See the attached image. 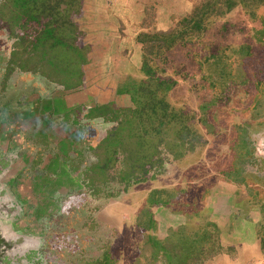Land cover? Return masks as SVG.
Instances as JSON below:
<instances>
[{
    "label": "rangeland",
    "instance_id": "374dc122",
    "mask_svg": "<svg viewBox=\"0 0 264 264\" xmlns=\"http://www.w3.org/2000/svg\"><path fill=\"white\" fill-rule=\"evenodd\" d=\"M202 1L163 0L165 10L160 9L161 13L158 18L161 19H158L156 25L165 30L174 28L182 17L191 13ZM156 13V11L152 12V14ZM88 15L84 13L83 7V13L77 20L81 30H84L81 44L89 45L91 48L89 63L85 67L83 85L69 92L54 87V92L50 94L52 96L44 101L56 109L61 105L56 101L58 95L70 97L71 94H76L74 99L78 100L77 94L81 93V96L85 98L90 96L91 102L88 100L85 102L87 106L113 103L117 107H129L131 106L129 98L117 95L116 89L125 76L141 77L139 72L141 47L136 43V37L129 32L121 36L120 32L118 34V31L112 28L108 30L110 35L105 36L100 35L96 30L93 31L90 26L96 22L92 23ZM257 17V20H252L243 10L237 9L226 18L215 19L207 33L202 38L196 39L192 45L180 46L167 54L166 76L177 83L169 94L168 101L177 110H190L198 114L200 106L210 102L220 92V89L226 97L230 98V102H223L211 110L210 120L216 124L218 135L208 136L206 130L200 124H196V129L204 137L202 141H207L205 145L187 154L181 161L166 159L164 171L155 180L134 185L127 194L121 191L118 198H112L117 196L120 188L119 179L114 177V174L109 176L110 179L114 177V182L109 184L113 195L107 192V194L93 197L91 191L82 183L80 191L72 195L73 199L67 201L66 205H61L63 209H60V213H63L57 216L53 226L46 232L45 238L49 248L54 252L50 250L44 258V263L91 264L104 252L109 251L114 258V264H133L139 257L140 245L146 234V231L141 229V224L145 223L143 211L145 215L148 212L152 213L156 222V228L150 231V234L159 239H165L171 229H177L189 222L188 218L193 217L194 209L200 211L206 209L201 214L202 218H209L217 223L222 230V244L226 247H235L238 251L229 257L219 256L208 264H264V255H261L258 249L260 245L257 233L259 227L264 224V120L261 126L254 125L250 129H253L251 133L255 136L257 159L246 166L243 165L244 174H249L248 186L237 187L236 184L225 181L221 174V172L224 173L221 170L231 162L228 157L230 146L227 143L231 140V135L226 132V128L241 124L245 117H250L256 93L252 90L247 93L246 88L237 83L227 86L219 85V89L215 91L208 82L201 79L204 74H209L216 69L213 67L215 58L205 63L202 69L200 67L206 58L211 59L217 56L227 64L229 72H232L240 62L244 71L247 70L251 74L260 72V76H264V44H258L253 39L254 31L261 28L260 18L264 17V8L258 11ZM152 30L146 29L145 31ZM11 45L12 40L9 38V33L0 24V63L4 60L6 53H10ZM242 45L251 46V58L243 60L233 54L234 50ZM97 47L104 50V53H96ZM101 60L104 62L102 66L104 68L97 66ZM92 62L96 66L91 65ZM93 80L94 83H91ZM17 90L15 96L20 95V88ZM56 90H59L60 94ZM45 110L39 106L37 112H45ZM85 110L88 111L86 107ZM5 112L1 110L0 113L6 121L8 117L6 118ZM86 112H77V118L81 122L84 119L82 113ZM43 118H38L36 121L40 123ZM56 118L57 116H55V122H57ZM95 120L97 123L84 129V140L92 146L99 144L114 126L113 123H106L102 119ZM53 138L56 141L57 135L54 134ZM10 161L11 159L6 162L0 154V175L7 177L10 173L12 169V161ZM87 164H89L88 160L85 165ZM210 178H215L214 192H209L206 188L210 185L209 183L205 185L200 183ZM104 187L102 185V193H104ZM175 188H184L186 193L180 195L170 207H153L149 210L147 198L151 191ZM217 195L223 196V205L229 207L231 213L220 214L217 211L220 205ZM6 196H8L7 190ZM110 205H114L117 209L113 210ZM17 215L20 216L19 213ZM200 220L192 218L196 226L200 224ZM246 244L252 247L250 253L247 249H243L240 254V245Z\"/></svg>",
    "mask_w": 264,
    "mask_h": 264
},
{
    "label": "trees",
    "instance_id": "16d2710c",
    "mask_svg": "<svg viewBox=\"0 0 264 264\" xmlns=\"http://www.w3.org/2000/svg\"><path fill=\"white\" fill-rule=\"evenodd\" d=\"M83 7L84 0H0V24L12 40L6 77L16 72L28 73L40 76L52 87L63 91L81 87L91 52L89 45L81 44L84 33L77 22ZM261 8H264V0H203L174 28L142 31L136 36L135 41L142 53L141 77L125 76L116 89L117 95L129 98L131 106L96 105L85 116L87 120L102 119L114 124L99 144L85 150L89 164L82 169L81 180L93 197L107 192L113 195L109 184L117 177L120 188L117 196L112 198H118L121 191L127 193L134 185L155 180L164 171L166 159L181 161L187 154L201 148L207 141H202L204 137L196 129V124H200L208 136L218 135L216 124L210 120L211 110L223 102H230V98L220 89L210 102L200 106L198 114L177 110L168 101L177 83L166 76L167 54L202 38L215 19L226 18L240 9L250 19L257 20ZM144 25L148 29L146 21ZM260 25L261 28L254 31L253 39L264 44V17L260 18ZM251 50L250 45H242L233 54L245 60L252 57ZM213 58L216 69L204 74L202 81L208 82L215 91L219 85L237 83L246 88L247 93L251 90L256 93L250 117H245L247 120L241 124L226 128L231 135V140L226 141L230 146L228 157L231 162L229 168L221 172L225 181L237 187H247L249 174H244L243 165L257 159L255 136L250 129L254 125L261 126L264 120V76H260V72L244 71L240 62L229 72L227 64L217 56L206 58L200 64L201 69ZM65 147L63 145L60 151ZM102 185L105 186L104 193ZM185 193L184 188L156 189L149 193L147 205L149 209L167 208ZM205 210L194 209L189 222L171 229L165 239L146 233L139 257L133 264H208L220 255L232 256L235 248L222 244V230L209 218H202ZM143 215L145 223L141 227L145 225L143 229L154 231L156 222L152 213L145 215L143 211ZM192 218L201 219L200 224H193ZM257 233L264 255V224ZM91 264H114V258L106 251Z\"/></svg>",
    "mask_w": 264,
    "mask_h": 264
},
{
    "label": "crops",
    "instance_id": "0c3cea01",
    "mask_svg": "<svg viewBox=\"0 0 264 264\" xmlns=\"http://www.w3.org/2000/svg\"><path fill=\"white\" fill-rule=\"evenodd\" d=\"M160 9L161 11L165 10L163 0H84V13L89 14L92 23L96 22L90 26L91 29L105 36L110 35L108 30L113 28L116 32L118 31V34L120 32L121 36L129 32L133 37H136L140 32L146 30L145 21H148L146 25L148 29L167 31L170 28L165 30L156 25L158 19H161L158 18L161 13ZM153 11L157 13L152 14ZM107 50L109 51V49ZM95 51L104 53V50H100L98 47ZM8 57L9 52L0 63V112L1 110L6 111V118L8 117L5 121L2 116L3 112L0 113V154L3 155L6 162H9V159L12 161H10L12 169L6 178L9 184L8 190L12 193L11 198L20 205L18 211L20 216H18L15 225L24 232L26 230V232L32 233L39 230L43 219L59 214L60 206L66 205L67 201L73 199L72 195L80 191L82 169L88 160V152L85 150L86 147L92 146L84 140V129L97 123L96 120L93 122L86 120L85 116L90 108H94L96 105H88V107L85 102L86 100L91 102L90 96L85 98V96H81V93H78V100L74 99L76 94H71V98L66 95H58L56 101L61 105L53 109L44 100L52 96L50 94L54 92L55 88L40 76L35 77L16 72L14 75L6 77ZM101 62L97 66L102 67L104 62L103 60ZM7 78L9 79L7 80ZM91 83H94V80ZM17 88H20L19 96H15V93L18 92ZM56 91L60 94L59 90ZM39 106L45 108V112H37ZM85 107L88 109L87 112ZM77 112H86L82 113L83 122L77 118ZM55 116H57V122L54 121ZM41 117L43 121L38 123L36 120ZM98 125L102 127L101 124L98 123ZM54 134L57 135L56 141L53 138ZM63 145L66 147L60 151ZM76 166L79 169L75 170ZM228 168L226 165L221 171ZM214 182L215 178H210L200 183L204 185L209 183L210 185L206 188L214 192ZM221 187L223 188V186ZM217 196L220 206H224L223 196ZM14 206L12 201L10 207ZM110 206L113 210L117 209L114 208V205ZM224 208H226L225 211L229 209L227 206ZM217 211L219 212L218 209ZM240 246V254L243 249H247L250 253L251 246L247 244ZM258 249L263 255L260 247ZM236 251L235 248L234 254ZM220 256L229 257L230 255Z\"/></svg>",
    "mask_w": 264,
    "mask_h": 264
},
{
    "label": "flooded vegetation",
    "instance_id": "af4514ba",
    "mask_svg": "<svg viewBox=\"0 0 264 264\" xmlns=\"http://www.w3.org/2000/svg\"><path fill=\"white\" fill-rule=\"evenodd\" d=\"M0 177V264H46L44 258L50 250L54 252L53 249L49 248L45 238L46 232L53 226L57 216L63 212L43 219L44 221H41L42 224L40 223L37 232L28 233L26 230L24 232L19 226L15 225L20 205L11 198L12 193L8 190L7 178L3 174ZM5 187L7 188L5 189ZM6 190L9 197L6 196ZM12 201L15 206L11 210ZM217 209L222 214H225V212L226 214L231 213L230 209L225 211L226 208L222 205H219ZM143 228L141 229L145 230ZM145 231L150 234V231Z\"/></svg>",
    "mask_w": 264,
    "mask_h": 264
},
{
    "label": "water",
    "instance_id": "95a60500",
    "mask_svg": "<svg viewBox=\"0 0 264 264\" xmlns=\"http://www.w3.org/2000/svg\"><path fill=\"white\" fill-rule=\"evenodd\" d=\"M1 257V256H0Z\"/></svg>",
    "mask_w": 264,
    "mask_h": 264
}]
</instances>
